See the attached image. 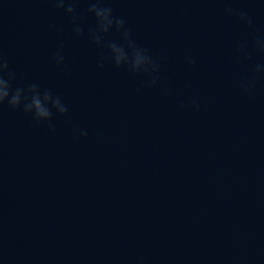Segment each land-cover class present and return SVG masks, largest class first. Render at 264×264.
Listing matches in <instances>:
<instances>
[{
	"label": "water",
	"instance_id": "95a60500",
	"mask_svg": "<svg viewBox=\"0 0 264 264\" xmlns=\"http://www.w3.org/2000/svg\"><path fill=\"white\" fill-rule=\"evenodd\" d=\"M101 2L159 63L156 84L107 59L126 46L115 28L92 42L89 0L83 35L52 0H0L13 87L69 109L52 131L0 106V264H264V0Z\"/></svg>",
	"mask_w": 264,
	"mask_h": 264
},
{
	"label": "clouds",
	"instance_id": "9594fccd",
	"mask_svg": "<svg viewBox=\"0 0 264 264\" xmlns=\"http://www.w3.org/2000/svg\"><path fill=\"white\" fill-rule=\"evenodd\" d=\"M52 3L57 9H64L67 13L72 14L74 32L77 35H83L84 30L77 23L79 17L76 14L75 0H52ZM87 11L94 14L97 20V26L89 30V36L93 43L98 46L103 45L105 34L113 28L121 33L125 41L126 46L116 42H108L106 44L109 49L107 59L111 60L117 67H125L129 72L146 73L150 77L149 83L156 84L160 79V65L149 55L147 49L140 47L132 39L126 21L115 16L111 7L102 6L101 0H89ZM226 12L232 14L234 10L228 8ZM236 14L249 25L252 24L246 13L237 12ZM256 46L261 51H264V41L257 40ZM54 59L58 65L64 63V56L59 51L55 54ZM189 62L194 64L195 60H190ZM99 66L103 67V57ZM254 72H264V65L257 64ZM15 79V73L9 70L8 61L0 53V106L7 102L9 107L22 109L23 112L31 114L37 123L47 121L49 129L55 131V125L51 123L54 115L53 109L60 115H66L69 111L68 107L58 95L53 94L51 89L42 90L38 84L33 83L14 88L12 82ZM254 83L255 76L250 81L242 82V87L245 91H250ZM192 105L197 109L199 108V104L195 99H193ZM79 135L86 136L87 132L80 130ZM142 261L143 257H140L138 264H142Z\"/></svg>",
	"mask_w": 264,
	"mask_h": 264
}]
</instances>
